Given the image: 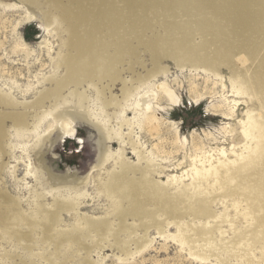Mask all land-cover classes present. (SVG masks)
I'll return each instance as SVG.
<instances>
[{
    "label": "bare ground",
    "instance_id": "1",
    "mask_svg": "<svg viewBox=\"0 0 264 264\" xmlns=\"http://www.w3.org/2000/svg\"><path fill=\"white\" fill-rule=\"evenodd\" d=\"M42 2L46 5V30L60 25L65 33L59 37L58 51L50 60V72L37 78L35 88L30 85L20 89V102L11 94L12 87H0V177L2 170H10L13 175L9 160L22 161L25 155L29 160L25 176L34 179L27 194L32 195L35 204L31 207L25 201V208L19 212L5 191H0V240L8 246L0 250L3 264H64L72 260V255L82 256L89 263L91 251L106 242L120 253V260H127L151 245L149 231L168 238L170 225L176 228L175 239L192 247L196 259L214 256L216 248L241 253L238 257L247 259L257 245L260 257H264V0ZM26 13L29 19H35L32 13ZM157 29L163 34L155 33ZM192 35L200 37L199 43L191 42ZM23 46L20 40L16 48ZM140 48L151 58V67L142 73L133 69ZM235 57L245 59L246 70L237 69ZM161 59L173 61L177 69H202L215 77L223 67L234 96L247 95L261 109V115L248 110L241 121V133L248 140L240 152H233V160L218 159L214 163L212 156L194 160L188 185L176 178L161 183L157 177L163 171L160 164L139 144L138 137H133L134 127L142 129L152 117L149 100L155 97V90L172 100L164 81L158 80L168 74ZM123 63H127L125 69ZM124 72L130 75L127 80ZM116 83L120 85L118 95L112 93ZM33 91L32 100L26 101L25 95ZM66 102L72 104V111H60ZM224 102L228 107L232 104L229 109L237 104L235 100ZM127 110L133 112L131 119L126 118ZM48 118L52 123L49 128L57 126L65 136L74 135L73 121L77 120L88 121L98 130L95 168L101 171L109 161L112 165L98 179L97 191L109 200L113 221L79 215V198L86 194L79 193L75 179L65 181L71 185L65 191L50 184L46 192L41 151L51 133L47 131ZM124 127L127 134L122 133ZM112 139L119 143L115 152L105 143ZM124 145L130 147L136 163L125 158ZM219 152L225 156L223 149ZM30 154L34 156V167ZM90 178L88 175L85 181ZM48 194L51 200L45 204ZM220 195H238L242 201L241 210L235 206L233 218L226 206L221 212L213 209ZM62 211H73L72 224L61 226ZM241 212L245 225L239 228L234 220ZM187 217L198 223L188 227L184 222ZM209 218L216 220L213 226L201 222ZM128 219L133 222L128 223ZM222 221L229 224L227 231L217 227ZM217 229L222 237H211ZM136 231L140 234L133 235ZM227 232L230 235L224 238ZM213 241L219 242L218 246ZM218 262L224 264L223 260Z\"/></svg>",
    "mask_w": 264,
    "mask_h": 264
},
{
    "label": "rangeland",
    "instance_id": "2",
    "mask_svg": "<svg viewBox=\"0 0 264 264\" xmlns=\"http://www.w3.org/2000/svg\"><path fill=\"white\" fill-rule=\"evenodd\" d=\"M34 1L35 3L31 4V1L27 0H0V87L4 90H7V87H12L11 94L19 102L23 100L20 89L24 90L30 85L29 88H35L37 78L50 72V60L55 57L58 51L59 37L65 36V33L62 32L63 26L60 25L52 31L54 26L46 30L44 23L46 5L42 0ZM7 3L18 6L5 8L4 5ZM29 7L37 14L30 11ZM26 11L32 13L35 19H29ZM155 33L163 34L160 29L155 30ZM20 40L25 46L17 49ZM190 40L199 43L200 37L192 35ZM149 57L150 54L146 50L138 49L136 56L138 64H134L133 69L138 73L149 69L151 67V58ZM244 60L235 57L233 63L237 65V69L242 71L244 68L246 70L248 64ZM160 62L163 67L168 68V74L165 78L159 77L158 80L164 81L165 86L171 92L172 100L163 91L155 90V97L149 100L152 117L142 129L134 127L133 137H138L139 144L147 152L151 151L155 162L160 164L163 171L157 177L161 183H165L170 178H176L188 185L191 182L189 170L194 160L197 161L208 156H212L214 163L218 159L220 161L233 160L234 155L240 152L243 144L248 140L241 133V121L243 122L248 110L261 115V109L257 101L248 98L247 95V97L245 95L234 96V93L230 91L229 74L223 67L219 68L217 77H215L213 73H205L202 69L193 72L177 69L171 60L161 59ZM123 64V69H125L127 63ZM123 77L127 80L130 75L124 72ZM34 85L35 87H33ZM119 87L120 85L116 83L112 88V93L118 95ZM37 90L39 91L40 88ZM34 93L33 91L26 94V101L30 102ZM224 99L229 103L235 100L237 104L233 109H229L232 104L229 107L226 106L227 103L224 102ZM62 110L72 111V104L64 103V106L60 108V111ZM125 115L127 119H131L133 112L127 110ZM50 122L51 118H48L47 131H51V133L47 144L41 151L42 182L46 192L50 188V184L65 191L68 186H71L67 182L75 179L79 193L86 194L79 198V215L92 218L104 217L108 221H113L110 215L109 200L103 194H98L97 191L98 179L104 177L105 172L109 171L112 165V162L109 161L105 163L101 171L95 168L98 157V130L88 121L77 120L73 121L74 135L65 136L57 126L49 128L52 125ZM127 132L126 127L122 128L123 134H127ZM105 143L111 152L119 149V143L115 139ZM221 149L225 151V156L220 155ZM124 154L129 162L136 163V157L127 145H124ZM16 155H19V151ZM34 162V156L30 154L32 167L35 165ZM28 164L29 160L25 155H23L22 161L16 162L10 159L8 167H14L13 175L10 170H2L0 177V191H5L4 193L12 199L19 212L21 207L25 208V201H28L31 207L35 205L32 195L27 194L28 189L34 185L33 177L25 176ZM88 175L91 178L86 182L85 179L88 178ZM23 178L24 181H21ZM210 181L212 182V178ZM50 198L48 194L42 202L49 204ZM237 205L241 210L243 203L239 200L238 195H234V197L220 195L212 207L215 211L221 212L226 206L225 210L229 217L233 218ZM61 218L62 227L72 224L75 219L73 211H62ZM214 221L216 220L214 219ZM214 221L213 218H209L208 220L203 219L201 222H207L208 226H213L216 223ZM127 222L132 223L133 221L128 219ZM184 222L190 228L193 226L190 217L184 218ZM195 223H198L197 219L192 224ZM234 223L239 228L245 225L242 212L237 214ZM219 224L216 225L219 226L220 231H227L229 224L226 221ZM219 229L213 230L210 236L222 237ZM134 234H140V232L136 231ZM167 235L169 237L164 238L152 230L149 231L148 237L153 239L151 245L140 254L127 260H120V253L106 242L102 247H96L91 251L89 263H85L82 256L72 255V260L64 264H220L219 260H223L224 264H264V257L262 254L260 257L261 250L258 249V245L255 246L256 248L247 259L239 258L241 253H227L221 248H216L217 252L214 256L200 260L192 256V247L189 248L188 245L182 244L177 238L175 239L176 228L174 225L168 227ZM229 235L230 233L227 232L223 236L228 238ZM120 238L123 239L124 236ZM4 243V240H0V250L8 248ZM218 244L219 242L215 245L218 246ZM98 248L100 249L98 250ZM233 249L231 250H237V248ZM3 260L0 257V264H3Z\"/></svg>",
    "mask_w": 264,
    "mask_h": 264
},
{
    "label": "water",
    "instance_id": "3",
    "mask_svg": "<svg viewBox=\"0 0 264 264\" xmlns=\"http://www.w3.org/2000/svg\"><path fill=\"white\" fill-rule=\"evenodd\" d=\"M29 9H30V11L34 12L35 14H37V12H35L32 8L29 7Z\"/></svg>",
    "mask_w": 264,
    "mask_h": 264
}]
</instances>
